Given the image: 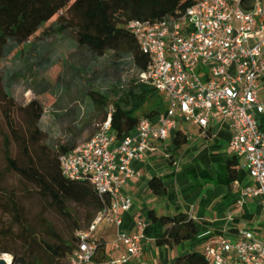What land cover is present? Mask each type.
Returning a JSON list of instances; mask_svg holds the SVG:
<instances>
[{
    "label": "built area",
    "instance_id": "2783aa9c",
    "mask_svg": "<svg viewBox=\"0 0 264 264\" xmlns=\"http://www.w3.org/2000/svg\"><path fill=\"white\" fill-rule=\"evenodd\" d=\"M242 4L198 0L177 19L128 22L127 30L150 58L142 81L162 96L166 108L154 121L141 119L121 139L111 131L108 114L94 124L92 137L59 156L64 177L88 179L99 196L110 199L109 208L98 214L88 231L77 234L78 244L67 264H92L96 226L105 220L120 228L121 213L132 205L121 193L136 176L132 164L142 162L156 142L169 141L179 120L204 130L214 122L228 125V148L251 180L236 204L256 200L264 218V131L257 124V116L264 115V103L258 100L264 75V0H252L248 11ZM147 224L138 219L133 233L117 232L112 247L123 244L125 253L108 264L140 258ZM203 256L209 264H264V241L245 229L233 235L224 232L209 239Z\"/></svg>",
    "mask_w": 264,
    "mask_h": 264
},
{
    "label": "trees",
    "instance_id": "16d2710c",
    "mask_svg": "<svg viewBox=\"0 0 264 264\" xmlns=\"http://www.w3.org/2000/svg\"><path fill=\"white\" fill-rule=\"evenodd\" d=\"M197 1L0 0V65L12 48L22 46L40 31L45 34V29L52 28L57 35H70L77 48L94 58L111 51L115 56L128 57L136 70L142 73L146 71L150 58L127 30L128 22L177 19ZM242 1L244 10L252 8V0ZM86 96L93 109L89 116H103L93 123L94 133V124L110 114L111 131L117 139L131 133L143 118L154 121L166 108L162 96L143 81L130 82L126 87L115 86L109 92L91 89ZM0 103L7 128V133L2 136L5 168L0 171V243L4 239L23 243L25 254L22 257L10 252L12 264H62L77 246V234L83 232L71 207L85 213L88 227L97 214L109 208V196H99L88 179L71 180L61 174L59 156L76 146L74 142L56 143L51 148L45 143V135L39 128L44 108L37 100L19 105L11 97L9 86L2 85ZM72 111L75 112L74 109ZM16 114L21 118L19 123L13 119ZM171 141L175 146L186 143L180 132H176ZM12 147L16 150L15 156L12 155ZM236 168L232 160L228 166L231 176ZM5 173L18 176V189L4 187ZM148 188L157 197L166 194L163 182L158 178H152ZM56 213L68 221V239L58 237L53 224L45 218L46 214ZM6 217L8 222L4 221ZM147 218L144 235L156 246H176L199 235L195 222L183 213L170 217L157 216L150 211ZM76 230L79 231L74 236ZM32 248L43 258L35 255ZM7 253L5 248H0V256ZM92 261L98 264L105 261L104 243L96 241ZM173 264L209 263L202 251L193 250L177 257Z\"/></svg>",
    "mask_w": 264,
    "mask_h": 264
},
{
    "label": "crops",
    "instance_id": "0c3cea01",
    "mask_svg": "<svg viewBox=\"0 0 264 264\" xmlns=\"http://www.w3.org/2000/svg\"><path fill=\"white\" fill-rule=\"evenodd\" d=\"M258 100L264 103V75L259 80ZM257 124L264 131V115L257 116ZM176 132L185 138L184 145H173L171 136L165 143L156 142L142 162L132 164L136 176L121 189L123 195L131 198L132 205L121 213L120 228L104 220L98 233L92 235L93 240L105 242V261L99 264L118 260L125 253L123 244L116 250L112 247L117 232L133 233L138 219L148 223L150 211L170 217L183 213L195 222L199 235L172 247L156 246L145 237L140 258L127 264H173L177 257L193 250L203 252L209 239L224 232L233 235L241 229L264 241V218L257 201L246 199L240 206L236 204L251 180L228 148L231 138L228 125L214 122L204 130L179 120L173 136ZM232 160L237 165L233 176L228 170ZM152 178L163 182L166 189L163 197L150 192L148 182Z\"/></svg>",
    "mask_w": 264,
    "mask_h": 264
},
{
    "label": "rangeland",
    "instance_id": "374dc122",
    "mask_svg": "<svg viewBox=\"0 0 264 264\" xmlns=\"http://www.w3.org/2000/svg\"><path fill=\"white\" fill-rule=\"evenodd\" d=\"M45 32L43 34L40 31L35 38L11 49L0 65V86H9L11 97L19 105L24 106L32 100H37L42 105L44 114L39 128L49 147L54 148L56 143L69 142H74L73 145L77 146L93 135V123L103 117L89 116L93 109L86 93L91 89L109 92L115 86L126 87L130 82H141L142 75L128 57H118L108 51L102 57L94 58L87 51L77 48L70 35H57L52 28L45 29ZM13 119L16 123L21 120L17 114ZM6 133L0 103V171L5 168L2 136ZM11 151L15 156L14 147ZM2 184L7 188L20 187L18 176L12 173L3 174ZM71 210L80 229L88 231L91 225L89 223L87 227L85 213L75 207H71ZM45 218L53 224L58 237L69 238L66 217L56 213L46 214ZM4 221L8 222V218H4ZM102 224L96 226L95 234ZM78 231L74 232V236ZM98 240L105 244L102 239ZM1 242L0 248L9 252L4 254L8 261L11 258L13 262L10 252L18 258L25 254L23 243L18 240L12 242L4 239ZM32 252L42 257L35 248H32ZM97 259L101 261L100 256ZM62 264H66V261Z\"/></svg>",
    "mask_w": 264,
    "mask_h": 264
},
{
    "label": "water",
    "instance_id": "95a60500",
    "mask_svg": "<svg viewBox=\"0 0 264 264\" xmlns=\"http://www.w3.org/2000/svg\"><path fill=\"white\" fill-rule=\"evenodd\" d=\"M0 264H12V259L10 258V261L8 262V260L4 257L0 258Z\"/></svg>",
    "mask_w": 264,
    "mask_h": 264
},
{
    "label": "bare ground",
    "instance_id": "6f19581e",
    "mask_svg": "<svg viewBox=\"0 0 264 264\" xmlns=\"http://www.w3.org/2000/svg\"><path fill=\"white\" fill-rule=\"evenodd\" d=\"M9 262V261H8Z\"/></svg>",
    "mask_w": 264,
    "mask_h": 264
}]
</instances>
